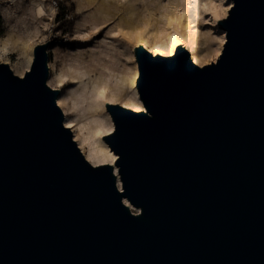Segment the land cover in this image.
I'll list each match as a JSON object with an SVG mask.
<instances>
[{
	"label": "water",
	"instance_id": "water-1",
	"mask_svg": "<svg viewBox=\"0 0 264 264\" xmlns=\"http://www.w3.org/2000/svg\"><path fill=\"white\" fill-rule=\"evenodd\" d=\"M231 2L214 63L133 49L143 110L107 103L102 137L121 189L64 125L49 43L0 63V264H264V0Z\"/></svg>",
	"mask_w": 264,
	"mask_h": 264
},
{
	"label": "rangeland",
	"instance_id": "rangeland-1",
	"mask_svg": "<svg viewBox=\"0 0 264 264\" xmlns=\"http://www.w3.org/2000/svg\"><path fill=\"white\" fill-rule=\"evenodd\" d=\"M38 9L42 14L37 13ZM193 15V7L185 0H0L3 28L0 45L4 39L10 40L8 59L22 70L26 51L33 53L35 46L49 43L47 84L60 91L59 98L66 93L70 95L63 109H70L68 115L71 120L75 117L76 127L96 114L88 100L92 83L108 82L113 87L121 74H130L136 46L142 45L154 55L152 45L155 38L167 32L168 18L172 24L167 30L172 31ZM221 20L217 19L215 26L210 18L202 16L190 26L206 32L214 46L221 36L225 37L217 24ZM136 35L140 44L133 47L129 39ZM180 46L188 52L186 44ZM60 73L65 80L62 87H56V75ZM84 86L86 89L79 93ZM126 94L124 90L122 99ZM79 97L84 102L74 111L73 99ZM69 130L73 137V128ZM130 209L138 213V209Z\"/></svg>",
	"mask_w": 264,
	"mask_h": 264
},
{
	"label": "bare ground",
	"instance_id": "bare-ground-1",
	"mask_svg": "<svg viewBox=\"0 0 264 264\" xmlns=\"http://www.w3.org/2000/svg\"><path fill=\"white\" fill-rule=\"evenodd\" d=\"M185 1L187 5L192 6L194 9L193 18L191 17L185 22L179 24V26L172 31L167 30L172 24L171 19L168 18L166 26L167 32L162 35V37L155 38V41L152 45L154 51L152 52L154 55L160 54L162 56L169 57L173 55L177 45L186 44L191 59L197 66L203 67L210 63V61L214 63L221 54L225 37L221 36L218 40V43H215L214 46H211L210 43L212 39L208 38L206 32H198L197 29H192V26L190 25L195 23L194 21H196L198 18H201L202 16H207L210 18L211 22H213L215 25L217 17L220 19H225L227 17L228 11L232 7V2L231 0ZM37 13L39 15L42 14V10L38 9ZM221 35H223V33ZM139 38L140 37L136 35L135 38L129 39V42L133 45V47L140 44ZM9 42V39H4V42H2L0 45V63L8 64L16 76L23 78L25 72L30 69L33 60L32 50L29 52L26 51L24 59L21 61L22 70H18L15 68V63L8 59V56L10 55ZM131 61L133 62V68L131 69L130 74H121L120 78H116V82L112 85L113 87H111L108 82H103L102 84H97L96 82L92 83L88 100L91 105L90 109L96 114L84 123L75 127V117L73 120H71L68 115V111H70V109H63L65 101L70 96L68 93L63 94L57 102L65 116L64 125L68 129L73 128V138L86 160L94 167L104 164L112 165L114 167V173L117 175L119 189H121V184L118 177L117 168L114 166L116 155H114L109 150L102 140V137L109 135L114 130L113 123L104 108L107 103H110L119 104L134 111L143 110V105L139 100L135 89V81L138 72L135 67L133 57H131ZM64 80V74L60 73L56 75L55 86L62 87ZM48 85L52 89H57L55 87L53 88L49 83ZM85 89L86 86H84L79 93L83 92ZM124 90L127 91V94L125 98L122 99ZM83 102L84 99L80 97L78 99H73V110L75 111ZM125 201L126 200H124V202ZM125 204L129 206V208L132 207L127 201Z\"/></svg>",
	"mask_w": 264,
	"mask_h": 264
},
{
	"label": "trees",
	"instance_id": "trees-1",
	"mask_svg": "<svg viewBox=\"0 0 264 264\" xmlns=\"http://www.w3.org/2000/svg\"><path fill=\"white\" fill-rule=\"evenodd\" d=\"M3 34V28H2V23H1V19H0V37L2 36Z\"/></svg>",
	"mask_w": 264,
	"mask_h": 264
},
{
	"label": "snow or ice",
	"instance_id": "snow-or-ice-1",
	"mask_svg": "<svg viewBox=\"0 0 264 264\" xmlns=\"http://www.w3.org/2000/svg\"><path fill=\"white\" fill-rule=\"evenodd\" d=\"M217 19H219V17H217Z\"/></svg>",
	"mask_w": 264,
	"mask_h": 264
}]
</instances>
